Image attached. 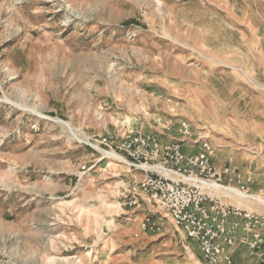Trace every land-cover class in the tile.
<instances>
[{"label": "rangeland", "instance_id": "obj_1", "mask_svg": "<svg viewBox=\"0 0 264 264\" xmlns=\"http://www.w3.org/2000/svg\"><path fill=\"white\" fill-rule=\"evenodd\" d=\"M123 119L165 141L182 121L216 145L252 121L264 138V0H0V264H209L170 218L142 230L164 213L130 206L141 177L107 156ZM235 149L227 165L264 185Z\"/></svg>", "mask_w": 264, "mask_h": 264}, {"label": "built area", "instance_id": "obj_2", "mask_svg": "<svg viewBox=\"0 0 264 264\" xmlns=\"http://www.w3.org/2000/svg\"><path fill=\"white\" fill-rule=\"evenodd\" d=\"M136 123L123 119L105 142L141 177H135L126 189L131 195L128 204L141 208L145 203L164 213L157 219L147 215L142 230L159 232L170 218L177 230L197 244L209 264H236L230 251L238 241L247 245L257 264H264V212L240 203L264 206L249 196L253 195L251 180L229 166L216 167L218 147L203 129L195 131L182 121L181 138L165 141L158 133L137 130ZM162 128L170 131L166 125ZM188 142L199 147L197 154L183 152V144ZM233 217L237 219L231 220Z\"/></svg>", "mask_w": 264, "mask_h": 264}, {"label": "crops", "instance_id": "obj_3", "mask_svg": "<svg viewBox=\"0 0 264 264\" xmlns=\"http://www.w3.org/2000/svg\"><path fill=\"white\" fill-rule=\"evenodd\" d=\"M219 102H220L221 105L218 106V107L224 108V112L228 113V109H227L228 106L226 105L227 102L224 99H221V98H220ZM246 109L247 108H245V110ZM245 110L240 109V110L235 111V112L241 114V113H244ZM237 121H238V123H236V124H242L243 125V122L241 121V119L240 120H237ZM253 122H255V121H252L250 124L252 125ZM245 125H247L251 129L252 134H253V132L255 134L254 135H251V133H250L249 134L250 136H246L245 135L246 133H245L244 135H242V137L240 139L234 138V141H220L221 144H219V145H216L215 144L218 147V150H217L218 159H221L223 161L222 162V166H220L219 168L217 167L218 169H222L225 166H229V165H227V161L226 160L229 158V156H230L231 153L232 154H235V156H237L235 146H247V147H250L251 151L252 150L255 151V152L252 153V155H254V157H253L254 159H256L257 157H259L260 159H263L264 160V138L261 137V134L259 133V129L253 131L251 125L250 126L248 124H245ZM245 127H242L240 125V128H245ZM230 148H232V151H231ZM235 158L237 159V157H235ZM229 167H231V166H229ZM240 173H242V172H240ZM242 174L246 178H249L251 180V183L249 184V191L254 190L255 191L254 192L255 194H256V192H258L254 196H257V197L262 198V195H264V185H262L260 187H256V186H254L253 188L251 187L253 183L256 184L255 183L257 181L256 175H253L254 177H252L251 175L249 176V175L244 174V173H242ZM262 178H264V177H262ZM253 180H254V182H253ZM263 183H264V181H263ZM234 219H237V218L233 217L231 220H234ZM253 262H254V264H256V260L255 259L252 261V263Z\"/></svg>", "mask_w": 264, "mask_h": 264}, {"label": "bare ground", "instance_id": "obj_4", "mask_svg": "<svg viewBox=\"0 0 264 264\" xmlns=\"http://www.w3.org/2000/svg\"><path fill=\"white\" fill-rule=\"evenodd\" d=\"M250 80H251V79H250ZM67 125H69V124H67ZM69 126H70V125H69ZM105 155H106V154H105ZM107 156H110V157L113 158V159H119L120 161H122V162L125 163L124 159H123L120 155L116 154L115 152H108V153H107ZM230 191H232V192H236V193L239 192V190L236 189V188H230ZM247 195H248V194H247ZM247 195L244 194V197H243V198H248ZM249 196H251L253 200L255 199V200L259 201V203L264 204V200H263L262 198L257 197V196H254V197H253L252 195H249ZM257 201H256V202H257Z\"/></svg>", "mask_w": 264, "mask_h": 264}]
</instances>
